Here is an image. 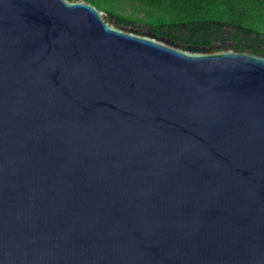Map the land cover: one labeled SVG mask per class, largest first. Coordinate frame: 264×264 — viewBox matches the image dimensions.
Instances as JSON below:
<instances>
[{"label": "water", "instance_id": "1", "mask_svg": "<svg viewBox=\"0 0 264 264\" xmlns=\"http://www.w3.org/2000/svg\"><path fill=\"white\" fill-rule=\"evenodd\" d=\"M0 264H264V54L0 0Z\"/></svg>", "mask_w": 264, "mask_h": 264}, {"label": "trees", "instance_id": "2", "mask_svg": "<svg viewBox=\"0 0 264 264\" xmlns=\"http://www.w3.org/2000/svg\"><path fill=\"white\" fill-rule=\"evenodd\" d=\"M115 25L173 44L264 54V0H84Z\"/></svg>", "mask_w": 264, "mask_h": 264}]
</instances>
